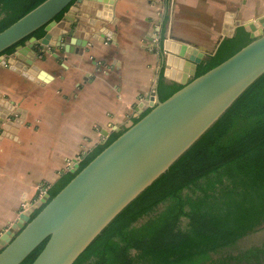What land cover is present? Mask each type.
I'll return each instance as SVG.
<instances>
[{"label": "crops", "instance_id": "obj_1", "mask_svg": "<svg viewBox=\"0 0 264 264\" xmlns=\"http://www.w3.org/2000/svg\"><path fill=\"white\" fill-rule=\"evenodd\" d=\"M103 1L106 19L96 25L109 36L96 33L84 47L72 38L69 51L36 46L33 80L0 62V249L4 232L31 215L53 185L156 103L153 93L161 101L194 78L199 64L185 56L166 65L170 43L196 49L201 64L239 26L263 29L264 0ZM68 27L61 18L50 33ZM9 105L21 112L12 116Z\"/></svg>", "mask_w": 264, "mask_h": 264}, {"label": "water", "instance_id": "obj_2", "mask_svg": "<svg viewBox=\"0 0 264 264\" xmlns=\"http://www.w3.org/2000/svg\"><path fill=\"white\" fill-rule=\"evenodd\" d=\"M103 3V0H44L0 32V62L33 80L39 70L32 63L39 52L36 46L69 51L72 38H80L79 45L84 47L96 33L109 36L103 25H96L97 18L106 19ZM60 13L69 27L53 36L51 28ZM225 23L234 21L229 17ZM235 24L239 26L240 22ZM259 24L264 28V17ZM40 27L46 32L42 38L30 37L19 44ZM245 29L253 39L251 42L184 83L164 101L159 100L157 92L153 93L156 103L145 116L92 159L32 220L29 221V215L4 232L1 238L6 244L0 249V264H19L45 239V246L32 264H72L120 211L167 171L264 73V33L257 35L255 24L247 23ZM14 45L13 52L5 53ZM181 56L195 64H200L203 57L186 44L172 42L166 65L177 66ZM0 103H5L1 94ZM8 109L14 117L21 112L12 105ZM5 117L3 114L2 118ZM16 227L18 234L13 232Z\"/></svg>", "mask_w": 264, "mask_h": 264}, {"label": "trees", "instance_id": "obj_3", "mask_svg": "<svg viewBox=\"0 0 264 264\" xmlns=\"http://www.w3.org/2000/svg\"><path fill=\"white\" fill-rule=\"evenodd\" d=\"M43 1L0 0V32ZM62 14L55 20H60ZM45 33L40 27L19 44L30 37L40 39ZM252 40L250 33L239 26L207 61L197 66L194 78ZM15 46L5 53L13 52ZM181 87L170 88L161 101ZM121 133L112 134L73 173L53 185L48 199L31 213L29 221ZM162 204L165 206L160 212L137 225ZM181 218L188 219L184 230L179 227ZM263 223L264 73L167 171L120 211L72 264H206L211 252L233 245ZM46 242L47 239L19 264H32Z\"/></svg>", "mask_w": 264, "mask_h": 264}, {"label": "rangeland", "instance_id": "obj_4", "mask_svg": "<svg viewBox=\"0 0 264 264\" xmlns=\"http://www.w3.org/2000/svg\"><path fill=\"white\" fill-rule=\"evenodd\" d=\"M257 33V35L264 33V28ZM186 193L188 192L184 191V194ZM164 206V204L160 205L151 215L140 219L137 225L146 221L150 216L160 212ZM187 226L188 219L181 218L179 223L180 229L184 230ZM249 251L255 254L248 255ZM206 264H264V223L252 232L241 237L233 245L211 252Z\"/></svg>", "mask_w": 264, "mask_h": 264}]
</instances>
